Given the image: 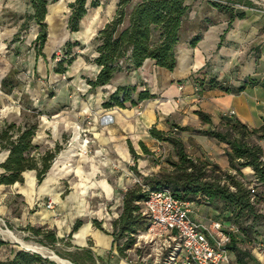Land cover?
Returning <instances> with one entry per match:
<instances>
[{
	"label": "rangeland",
	"instance_id": "1",
	"mask_svg": "<svg viewBox=\"0 0 264 264\" xmlns=\"http://www.w3.org/2000/svg\"><path fill=\"white\" fill-rule=\"evenodd\" d=\"M118 1L120 0H101L100 5L103 4L102 7L110 10L114 8ZM245 1L250 2L255 8L248 9L238 6L236 0H233V2H229L228 0H187L186 3L190 6V11L183 22L180 43L185 42L189 44L191 38L200 30L198 28L200 22L204 20L209 21L213 25L222 20L227 23L229 22L230 15L218 12L212 7L213 3H230L238 11L243 12L244 17L258 18L260 20L259 22H262L264 20V0ZM136 2L137 0H133L130 6H128V10H131ZM48 3L52 4L54 0H48ZM91 14L93 16V13L90 12L89 18ZM99 15L100 20H104L103 14L100 13ZM68 16L69 9L67 8L64 17L61 16L59 19L61 23ZM4 17L13 22H21L23 25L16 34V36L18 35L17 38L14 36L11 41L2 46L1 52L7 54L6 59L11 67H7L8 69L3 74L0 73V128L6 123H16L17 125H23L26 122L33 123L36 119L31 117L32 114L27 108L36 109L40 113L38 118V132L42 136V140L47 142L43 143L41 148H37L32 155L38 157L43 156L44 153L49 151L57 152L51 162L49 171L41 181L36 179L35 172H27L24 173L22 184L11 188H0L1 228L11 231L19 241L25 244L47 250L52 255L65 261L66 264H69V260L64 257L68 253L75 254L79 264H118V262L120 264H181L177 259L174 261L170 259L169 252L163 248L161 243L152 241L150 237H147V233L144 231L145 225L141 221L139 223L141 229L136 234L117 241L118 248H125L126 242H131L130 249H124L122 256H119L114 247H107L104 258H95V262L93 263L85 257L84 252L76 250L79 244L83 246L79 249L90 250L94 256H102L103 253L100 251V243H98L97 237L101 231L112 234L113 227L111 226V222L115 220V214H118V208L114 204V200L109 199L101 188L95 187L94 190L89 191L86 187H90L91 185L86 183L79 190L76 188V184L79 183L78 176L81 180L85 177L82 168L86 170L88 166V164H80L77 160L81 156L90 159L94 154L92 151L93 142L91 135H89L90 144L87 156L80 154V142L77 141L75 143L73 141L76 137L77 129L85 126L87 119L89 117L94 118L96 114L82 113L85 111L81 110L82 112H80V109L73 103L75 102L73 100L76 99V95L80 91L78 77L68 78L65 75H59L57 80H53L47 74L46 71L48 70L43 66L44 59L39 56L38 47L35 44L36 37L28 33V26L30 24L25 19L26 15L20 16L7 13ZM46 21L49 24V34H52L56 30L58 22L52 15L47 16ZM85 23L87 25L88 18L87 20L85 19ZM261 46L256 43L252 46L251 52H253V56L261 54ZM18 48H21V50L19 53H16ZM60 55L59 50L54 52L56 58H59ZM56 61L53 57H50L48 58V62H45L55 65ZM4 79L7 80L5 90L2 88V81ZM222 82L226 83L225 86L231 85L227 80ZM61 86L67 88L68 94L66 93L64 97L58 93V89ZM64 101L71 102L72 108L67 107V109L60 111L58 114H54L55 111H59L58 108L61 107ZM51 102L54 103L53 112V109L49 108ZM44 120H47L53 125H47ZM221 124L220 122L216 125L214 130L224 131L226 128ZM53 126H55V129ZM177 137L182 140L186 153L192 159H199L210 165H217L226 176L236 175L234 171L230 170L229 165L228 168H222V162L226 158L225 145L218 143L211 137H206L207 139L201 141L200 137L194 134V132H189L188 134L181 132ZM153 140L151 145L145 147L146 151L140 148V157L137 160L132 158L126 171L129 173L126 176L129 177L130 182L120 192L121 199H123V196L129 190L140 187L134 183L136 179L141 180L144 185L151 189L149 186L150 179L157 175H168L172 171L170 162H177L175 151L168 142ZM50 142L53 143L52 146ZM260 145L264 148V141L260 142ZM68 149H72L77 155V158H73L70 162L71 164L66 165V167L60 168V172L63 173L57 176L58 180L56 183L49 184V188H52L55 194L58 192L59 195L57 197L42 195L40 188L43 186L45 179L49 175L51 176V169L54 162ZM1 156L2 154H0V159ZM94 159L98 163L102 157L96 156ZM138 160L144 161L146 167L138 166ZM138 164L141 165L140 163ZM104 170L103 167H98V173L95 174L93 181L107 179ZM114 170L116 171L117 169L114 167ZM210 170V167H208L207 174L209 176L218 174L216 171L211 173L209 172ZM57 172L59 173V169ZM240 172L241 175H236V179L248 185V188L252 190V202L257 214L256 218L253 219L251 217L241 222V228L245 232H241L237 226L229 221L230 215L227 212H220L215 207L208 205L194 204L192 206L195 209L199 208L201 211L200 215L206 218L207 221L220 220L224 224V231L234 236V247L242 253L247 252L251 255L254 247L258 243L264 242V187H255L253 176L246 175L242 170ZM226 176L221 175V180L228 184L230 180ZM31 177L33 178V182H30ZM86 177L88 178L87 175ZM109 185L111 186V184ZM28 191L30 196L32 195L33 204L27 199ZM76 191H78L81 198H77ZM118 200L120 198L116 201ZM139 206L140 210H142L143 203H140ZM90 211L92 212L90 215H85ZM95 220L97 223H94ZM78 221L82 222V226L90 223V232L81 244L77 242L74 234L78 231L72 233V228ZM28 228H38L42 231L43 235L39 237L34 236L31 231L27 230ZM51 233H54L58 239V242L53 245L45 238V236ZM0 238L3 237L0 236ZM4 239L14 244L13 240ZM18 247L24 249L19 245ZM235 254L234 252V256L231 255L232 264L252 263V260L244 255L240 256L242 259L241 263L238 262Z\"/></svg>",
	"mask_w": 264,
	"mask_h": 264
},
{
	"label": "crops",
	"instance_id": "2",
	"mask_svg": "<svg viewBox=\"0 0 264 264\" xmlns=\"http://www.w3.org/2000/svg\"><path fill=\"white\" fill-rule=\"evenodd\" d=\"M73 2L74 0H57L47 6L45 17L47 26L46 42L39 56L44 59L43 66L47 68V74L53 80H57L59 75L53 72L54 64H48L45 61L48 62V58L53 57L56 50L61 51L67 43H78V47L72 49V54L76 56V59L67 67L64 75L68 78L78 77L80 91L76 95V99L73 100L75 106L80 109V112H82L81 110L85 111L82 113H93L96 116L94 117V128L91 130L94 155L90 159L78 156L77 162L88 164V166L86 170L81 167L85 177L81 180L78 176L79 183L76 184V188L79 190L85 183L91 185L89 191L94 190L95 187L101 188L109 199L114 200V204L118 208V214H115L116 218L119 216L122 207L120 192L130 182L129 177H127L129 173L126 171L133 158L131 150L136 155V158L133 159L137 160L140 157V145L143 144L146 147L154 141L149 135L152 128L163 133H168L175 126L186 128L183 133L194 132L200 137L201 141H204L207 139L204 132L212 130L218 125L229 111L235 112L232 119L249 128H258L261 125L264 118L263 88L260 86L247 87L241 93L226 94L220 90L202 88L196 79L199 78L205 85L209 78L215 77L218 81H229L233 87L240 86L246 78L264 81V20L259 22L258 18L246 16L242 19H236L229 25L224 20L219 21L202 34L201 40L195 47H190L185 42L176 46V66L173 71L160 68L153 61L146 60L136 70L117 72L106 86L91 89L86 81L94 80L100 70L92 62L96 57L95 38L105 24L113 18L115 6L110 10L102 7L103 4L95 9H88L87 14L80 22L78 32L71 33L67 27L68 18L63 20V23L59 19L61 16L64 17L68 5ZM90 2L91 0H87V4ZM90 12L93 13V16L91 14L89 18ZM7 13L28 16L33 13V10L28 0H0L1 74L11 67L6 59L7 54L1 52L2 46L11 41L23 25L21 22H13L5 18L4 15ZM100 13L104 16L102 21L100 20ZM49 15H52L58 22L56 30L52 34H49V24L46 21ZM87 18L88 23L86 25L85 19L87 20ZM28 24H30L28 33L37 37L39 33L37 25L32 22H28ZM255 43L262 45V52L253 56L251 48ZM20 50L21 48H18L16 53H19ZM60 88L58 93L64 97L67 88L65 86ZM121 88L132 90L131 101L126 102L123 107L104 108L103 104ZM144 91L148 93L149 97L138 100L139 94ZM198 99L202 101L198 103ZM132 102L134 103L132 104ZM51 103L49 108L53 109V112L54 103H52V106ZM61 107L54 114H58L67 107L71 109L72 104L64 101ZM199 111L210 117L211 124L201 123L196 114ZM44 122L47 125H53L47 120H44ZM53 127L55 129V126ZM38 131L33 144L35 147L41 148L43 143L47 141L42 140V136L39 135ZM76 137L73 141L75 143ZM260 142L262 141L257 143L260 145ZM50 145L52 146L53 143L50 142ZM261 147L264 151L263 146ZM0 154H2L1 164L6 159L8 152L0 149ZM96 156L102 157L98 163L94 159ZM73 158H77V155L72 149H68L54 162L51 176L49 175L50 177L48 176L45 179L43 186L40 188L42 195H52L54 197L59 195L58 192L55 194L53 189L49 188V184L56 183L57 176L63 173L60 172V168L71 164ZM138 163V166L146 167L144 161L138 160ZM112 165L117 169L116 171L114 167L112 168ZM228 165V160L225 158L222 162V168H228ZM98 167L105 169L107 179H100V181L95 182L93 180L95 174L98 173ZM58 169L59 173L57 172ZM242 171L246 175H252L250 168H243ZM30 182H33L32 177ZM22 183L10 186L0 185V188H11ZM76 195L78 199L81 198L78 191H76ZM29 196L28 191L27 199L33 204L32 195ZM119 198L120 200L116 201ZM90 213L92 212L90 211L85 215H90ZM200 213L199 208L191 207L190 217L193 220L202 225L209 224L211 220L207 221ZM89 232L90 223H86L78 232L74 233L77 242L83 243ZM97 239L100 243V251L103 253L99 257L104 258L106 248H112L113 238L109 233L101 231ZM77 247L82 248L83 246L78 244ZM229 256L232 259L230 254ZM251 256L253 261L249 264H264V256L257 251H252Z\"/></svg>",
	"mask_w": 264,
	"mask_h": 264
},
{
	"label": "trees",
	"instance_id": "3",
	"mask_svg": "<svg viewBox=\"0 0 264 264\" xmlns=\"http://www.w3.org/2000/svg\"><path fill=\"white\" fill-rule=\"evenodd\" d=\"M132 1H118L115 4L113 18L105 24L95 38L96 57L92 62L100 70L94 80L86 81L91 89L106 86L117 72L136 70L146 60H151L156 66L168 71H173L176 66V46L181 42L183 22L190 11V6L186 3L187 0H137L131 10H128ZM228 1L233 2V0ZM236 1L238 6L248 9L255 8L245 0ZM28 2L33 13L26 16L25 19L27 22L35 23L38 27L39 33L35 44L40 55L46 42L45 17L49 3L48 0H28ZM99 6L100 0H91L89 4H87V0H74L68 5V30L71 33L78 32L80 22L87 14V10ZM212 7L220 13L230 15L228 25L236 18H244V13L238 11L230 3H213ZM199 25L200 30L191 38L190 47H195L201 40L202 34L213 24L204 20ZM74 47H78L77 42L67 43L60 51L59 58L53 56V59L57 60L53 69L55 74L64 75L67 67L75 61L76 56L72 54ZM196 80L199 81L202 88L216 89L226 94H238L247 87L260 86L264 89V81L255 78L244 79L238 87L225 86V82L218 81L215 77L209 78L205 85L199 78ZM6 87L7 80L4 79L2 88L5 90ZM131 95V89L121 88L111 95L103 107H123L126 102L131 101ZM148 97V93L144 91L139 94L138 100H144ZM27 110L32 114L31 117L36 119L33 123L26 122L23 125L6 123L0 128V149L8 152L6 159L0 164V185L10 186L22 183L23 174L26 172H35L36 179L41 181L49 171L57 152L49 151L38 157L32 155L37 150L33 140L38 130L40 113L36 109L27 108ZM196 114L202 124H211L208 115L200 111ZM221 123L226 128L224 131H216L213 128L204 132V135L226 146L225 156L230 170L239 176L243 168H250L255 187H264V151L257 143L264 141V118L258 128H249L237 120L226 117L222 118ZM173 129L176 131L174 132ZM185 131L186 128L176 126L171 128L168 133L160 132L155 128L149 131L152 139L168 142L173 147L177 158V162H170L172 171L168 175H157L150 179L151 190H169L175 198L192 205H208L215 207L220 212H227L230 215L229 221L237 226L241 232H245L241 228V222L251 217L253 219L257 217L252 202V190L248 188V185L237 180L236 175L226 176L217 165L192 159L186 153L182 140L177 137L178 134ZM140 147L146 151L143 144ZM131 154L133 158H136L133 150H131ZM208 167L211 169L209 172L216 171L218 174L209 176L207 174ZM221 175L230 180L228 184L225 181L222 182ZM141 190V187H135L123 196L121 212L112 222L113 232L110 234L113 238L112 248L116 249L119 256H122L124 249H130L131 242L127 241L125 248H118V240L136 234L141 229L140 221L145 225L144 231L148 230L149 221L141 214L139 206L145 201L147 194ZM94 223L97 222L94 221ZM81 226V221L76 222L72 228V233L78 231ZM27 230L31 231L34 236L43 235L38 228H28ZM228 235L230 237V243L227 246L228 253L234 256L235 252L240 263L241 255L253 261L250 253H242L234 247L235 238L230 233ZM45 238L51 245L58 242L54 233L45 236ZM76 250L84 252L85 257L90 262L94 263L95 258L102 259L92 255L90 250L79 248ZM0 258V264H56L38 254L20 249L16 244L3 242L1 238ZM64 258L72 264H79L75 254L68 253Z\"/></svg>",
	"mask_w": 264,
	"mask_h": 264
},
{
	"label": "built area",
	"instance_id": "4",
	"mask_svg": "<svg viewBox=\"0 0 264 264\" xmlns=\"http://www.w3.org/2000/svg\"><path fill=\"white\" fill-rule=\"evenodd\" d=\"M224 116L233 118L235 112L229 111ZM93 128L94 118L89 117L86 125L77 129L82 155L89 153V135ZM134 183L147 194L141 210L149 221L147 237L161 243L171 260L177 259L181 264H232L227 250L230 237L221 222L202 225L190 217L191 203L175 198L168 190H151L139 179ZM254 250L264 256V242L258 243Z\"/></svg>",
	"mask_w": 264,
	"mask_h": 264
},
{
	"label": "bare ground",
	"instance_id": "5",
	"mask_svg": "<svg viewBox=\"0 0 264 264\" xmlns=\"http://www.w3.org/2000/svg\"><path fill=\"white\" fill-rule=\"evenodd\" d=\"M76 142H77V137H76ZM87 189H89V186L86 187ZM0 236H2L3 238H7V239H11L16 242H18L23 248H26V249H29V250H32V251H35L39 254H42L44 256H49L52 258V260L56 263V264H66L65 261L57 258L56 256L52 255L50 252H48L47 250L41 248V247H37V246H31V245H28V244H25L21 241H19L15 236L14 234L9 231L8 229H2L1 226H0ZM11 242V241H10ZM69 263V262H68ZM70 264V263H69Z\"/></svg>",
	"mask_w": 264,
	"mask_h": 264
},
{
	"label": "water",
	"instance_id": "6",
	"mask_svg": "<svg viewBox=\"0 0 264 264\" xmlns=\"http://www.w3.org/2000/svg\"><path fill=\"white\" fill-rule=\"evenodd\" d=\"M1 240H2L3 242H7L4 238H1ZM13 243L16 244V245L21 246V245H20L18 242H16V241H14ZM21 247H22V246H21ZM22 248H23V247H22ZM24 249L27 250V251H30V252H32V253L38 254V255H40L41 257L46 258V259H49L50 261L54 262V261L52 260V258L49 257V256H44V255H42V254H39V253H37V252H35V251L29 250V249H26V248H24ZM54 263H55V262H54ZM69 263H70V262H69ZM70 264H72V263H70Z\"/></svg>",
	"mask_w": 264,
	"mask_h": 264
}]
</instances>
